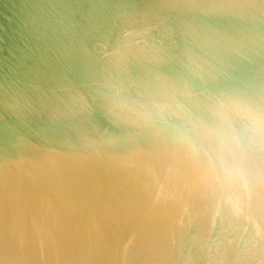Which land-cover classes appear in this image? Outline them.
<instances>
[{
  "label": "water",
  "instance_id": "water-1",
  "mask_svg": "<svg viewBox=\"0 0 264 264\" xmlns=\"http://www.w3.org/2000/svg\"><path fill=\"white\" fill-rule=\"evenodd\" d=\"M0 264H264V0H0Z\"/></svg>",
  "mask_w": 264,
  "mask_h": 264
},
{
  "label": "clouds",
  "instance_id": "clouds-1",
  "mask_svg": "<svg viewBox=\"0 0 264 264\" xmlns=\"http://www.w3.org/2000/svg\"><path fill=\"white\" fill-rule=\"evenodd\" d=\"M250 125H254L260 117L251 112L248 113ZM241 167L234 163L228 162L222 166V169L218 174H212L210 176L211 181L216 186L219 194L225 200H230L235 195L236 185L238 183L240 175H242Z\"/></svg>",
  "mask_w": 264,
  "mask_h": 264
}]
</instances>
